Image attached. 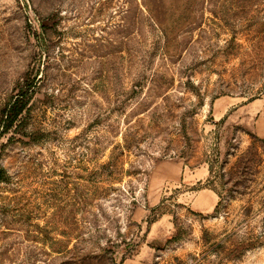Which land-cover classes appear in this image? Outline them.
Returning a JSON list of instances; mask_svg holds the SVG:
<instances>
[{"label":"rangeland","instance_id":"rangeland-1","mask_svg":"<svg viewBox=\"0 0 264 264\" xmlns=\"http://www.w3.org/2000/svg\"><path fill=\"white\" fill-rule=\"evenodd\" d=\"M28 74L0 264H264V0H0V132Z\"/></svg>","mask_w":264,"mask_h":264},{"label":"trees","instance_id":"trees-1","mask_svg":"<svg viewBox=\"0 0 264 264\" xmlns=\"http://www.w3.org/2000/svg\"><path fill=\"white\" fill-rule=\"evenodd\" d=\"M150 15L152 17V12H150ZM35 80L36 77H33L32 74H28L27 79L24 82V86L20 89L18 94L15 95L9 105L2 110L0 137L6 136L11 132L14 134H18L24 128L25 123L28 120L27 113L30 108V104L36 87ZM126 153L127 148H123L121 151V156H124ZM114 156L115 159H118L115 153H113V157ZM4 172V169L0 167V179H2V175L4 174ZM126 175L132 176V173L127 172ZM134 198L135 197H133V199ZM133 202V204L135 205V200Z\"/></svg>","mask_w":264,"mask_h":264},{"label":"crops","instance_id":"crops-1","mask_svg":"<svg viewBox=\"0 0 264 264\" xmlns=\"http://www.w3.org/2000/svg\"><path fill=\"white\" fill-rule=\"evenodd\" d=\"M233 108L232 100H223L219 102H215L213 104V114L216 120H221L225 114H227L231 109ZM257 132L263 134L264 136V124L260 125V127L257 128ZM202 179H198L197 182H199ZM202 196H208V205L205 207L206 212H210L214 209L216 206V201L214 199V194L210 191H203ZM204 210V208H203Z\"/></svg>","mask_w":264,"mask_h":264}]
</instances>
